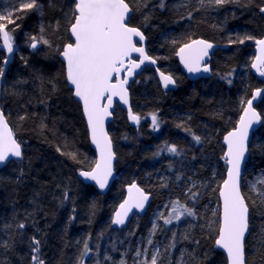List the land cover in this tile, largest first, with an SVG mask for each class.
<instances>
[{"label": "trees", "instance_id": "obj_1", "mask_svg": "<svg viewBox=\"0 0 264 264\" xmlns=\"http://www.w3.org/2000/svg\"><path fill=\"white\" fill-rule=\"evenodd\" d=\"M20 2H12L14 23L7 24L14 55L0 75V109L22 151L19 160H9L0 169V264H32V237L40 241L39 257L45 264H116L123 230L113 229L110 218L130 181L152 195L147 212L135 223V236L141 239L149 233L150 212L160 203L172 198L195 213L187 215L193 226L184 236L179 224L169 226L172 249L158 264H176L181 249L186 251L185 264H227L215 246L218 189L227 170L222 139L236 126L252 92L264 85V78L250 71L256 40L264 37V0H228L222 5L214 0H163V7L161 0H126L133 11L128 23L145 34L148 54L175 79L176 88L162 90L150 67L135 77L129 92L140 120L130 126L122 108L113 112L109 135L118 176L105 194L80 178V170L95 164V151L59 58L64 44L72 42L68 29L74 0H37L39 9L25 11L18 10ZM41 35L50 46L32 49L30 37ZM249 36L253 39H244ZM199 38L219 47L211 56L210 78L192 81L175 53ZM5 57L0 40L3 69ZM256 108L263 122L251 138L246 170L250 163L253 169H264V96ZM152 114L158 128L152 126ZM171 145L177 153L168 151ZM188 164L194 175L188 174ZM159 167L168 173L161 179ZM177 170L193 176L195 185L190 187L187 176L178 177ZM246 170L241 186L250 213L246 257L248 264H264V206L247 189ZM162 219L156 240L167 226ZM85 241L89 251L83 254Z\"/></svg>", "mask_w": 264, "mask_h": 264}, {"label": "snow or ice", "instance_id": "obj_2", "mask_svg": "<svg viewBox=\"0 0 264 264\" xmlns=\"http://www.w3.org/2000/svg\"><path fill=\"white\" fill-rule=\"evenodd\" d=\"M226 2L228 0H214L217 5ZM161 7H163V0H161ZM39 8L37 0H30V2L21 3L18 10ZM260 11L264 14V7H261ZM131 13L132 8L126 0H74L68 29L74 42L64 44L63 50L59 53L66 62V79L74 88L73 94L83 103V112L87 117L92 142L100 152V159L96 161L95 167L88 172L82 171L80 175L94 180L101 189L106 186L108 177L112 174V160L115 155L112 151L111 140L104 131V120L106 116L110 115L108 109L112 106V98L118 96L124 104H128V91L125 87L128 77L145 61L156 63L155 59L146 54L143 46L137 47L134 43V37H139L140 41H143L145 36L139 28L129 26L128 19ZM11 16L12 13L0 15V40H2V48L6 49L8 53L14 52L13 36L7 30V24L14 23ZM41 33H43V28H41ZM244 39H253V37L249 36ZM30 40L32 49H37L38 44L50 46V41L43 35L31 36ZM243 42V39L240 40V43ZM256 45L259 54L251 66L261 76H264V39L256 40ZM212 47L213 45L205 40H193L191 43L184 44L177 55L188 72H209L208 65L202 64V61L209 55V49ZM134 52L139 53V62L131 60L130 54ZM5 59L7 60V58ZM125 69L126 73L121 78L122 70ZM157 71L165 88L170 84H175L171 75H166L159 69ZM3 73L4 69L0 68V75ZM113 80L115 83L112 82ZM260 95H264V90L256 89L253 99ZM104 99L108 101L107 104L102 102ZM252 105L253 100H248L236 127L224 137L227 144L224 159L228 164V176L220 188L223 212L215 244L226 251L228 264H248L244 240L249 228V205L246 197L241 193L239 181L241 161L247 150L246 142L249 129L262 119L261 114ZM128 118L137 123L140 120V117L134 114L131 108H129ZM152 126L153 128L159 127V121L155 114H152ZM194 139L197 142L200 141L199 136H195ZM57 151L60 149L58 148ZM168 151L177 153V147L171 145L168 147ZM68 155L75 159V154L68 153ZM10 156L21 157V145L14 138L12 129L8 126L3 112L0 111V163ZM258 183L264 185V178L260 179ZM250 190L257 192L261 203H264V191L259 190L256 184H252ZM195 195L193 193V196ZM148 198L144 191L133 183L129 186L128 198L120 204L112 222L123 224L129 212L134 207L142 209ZM172 203L174 207L169 213V217H162L165 224L171 223L173 219L179 220L185 214L195 215L191 208L179 204L178 201ZM24 227V224L19 225L21 229ZM155 228L156 224L153 223V229ZM30 247L33 253L32 264H45L39 257L40 241L32 237ZM88 251L87 241H85L83 254ZM139 255L140 250L137 251V256ZM158 255L159 250L157 249L151 255L150 264H157ZM79 264H83V261H80ZM121 264L124 262L121 261ZM139 264H149V261H141Z\"/></svg>", "mask_w": 264, "mask_h": 264}, {"label": "water", "instance_id": "obj_3", "mask_svg": "<svg viewBox=\"0 0 264 264\" xmlns=\"http://www.w3.org/2000/svg\"><path fill=\"white\" fill-rule=\"evenodd\" d=\"M132 13H133V11H132ZM132 13H131V15H132ZM128 20H129V19H128ZM128 24H129V23H128ZM129 26H130V27H135V26H132V25H130V24H129ZM140 31H141V30H140ZM141 32H142V31H141ZM142 33H143V32H142ZM69 35H70V37H71L70 32H69ZM144 36H145V34H144ZM260 39H264V37H262V38H260ZM193 40H204V39L199 38V39H193ZM193 40L187 41V43H184V44L191 43V41H193ZM257 40H259V39H257ZM133 41H134V43H136V46H137V47L143 46L144 49H145L146 54H147L148 56H150V55L148 54V51H147V45H146L147 39H146V36H145V39H144L143 41H140L139 37H134V38H133ZM205 41H207V40H205ZM72 42H74V38H72ZM207 42H209V41H207ZM209 43H211V44L213 45V47H212L211 49H209V55H208L207 57H205L204 61H202V64H207V65H208V67H209V69H210L209 72H204V71H200V72H196V73H190V72H188L187 68H185L184 64L181 62V59H180L179 55H177V52L179 51V49H180L184 44L181 45V46H179V47L177 48V50H176L175 55H176V57H177L178 65H179L181 71L186 75L187 78L191 79L192 81L199 80L200 78H210V76L212 75V65H210V60H211V56H212L213 51H214L215 49H217V48L219 47V45H217L216 43L211 42V41H210ZM1 49H2V51H4L5 54H6V57H5V58H7V60H6V59L4 60V73H5V70L7 69L8 65L10 64L9 62L12 60V57H13V55H14V52H13V53H8L6 49H3V48H2V40H1ZM62 50H63V47H62ZM62 50H61V51H62ZM258 54H259V53H258V50H257V45L255 44V47H254V57H253L252 60H251V63H250L251 65H252V62L254 61L255 57H256ZM130 57H131V60H135V61L139 62V59H140L139 53H135V52H134V53H131V54H130ZM150 57H152V56H150ZM59 58H60V60H62V61L64 62L65 72H66V62L63 60V57H62L61 55H59ZM152 58L156 60V58H155L154 56H153ZM127 63H128V62L126 61V64H127ZM251 65H250V71L252 72V74L257 75V76H258V75L261 76L260 73L257 72L256 69L252 68ZM144 67H150V68H152L153 70H155V77H156V79L158 80V83H159V85H160V87H161L162 90H165V91H166V89H175V88H176V81H175V84H170L167 88H165V87L163 86V84H162V82H161V79H160V74H159V72L157 71V69H159L160 72H163V71H162L160 68H158L157 60H156V63H155V64L151 63L150 61H145L143 64H141L140 68L134 69L132 75H131L130 77H128V83L125 85V87L127 88V91H128V104H124L123 101H121L120 98H119L118 96H115V97L112 98V106L108 109L110 115L106 116V117H105V120H104V131L108 134V137H109V139L111 140V143H112V151H113L114 154H115V155H114V158H113V160H112V174H111V176L108 177V182H107L106 186H105L103 189H101V188L99 187V185H98L94 180H91V179H89V178H86V177L80 175V173H81L82 171H83V172L91 171V170L95 167V164H94L89 170H80V171H79V175H80V178L82 179V181L85 182V183H89V184L91 183L93 186H95V187L97 188V190H98L99 193H101V194H102V193L105 194V193L108 192V190H109L110 187L112 186L111 184L113 183V181H115V179H116L117 176H118V173H116V159H117V156H116V153H115V150H114V147H113V141H112V139L110 138V135H109V125H110V123H112L113 120H114L113 112L115 111V109H116L117 107L120 108V109L122 108V109L125 111V115H126V119H127L128 124H129L130 126H136V125L138 124L137 122L132 121V120H130V119L128 118L129 108H131V110H132V112H133L134 114L138 115V114L134 111L133 104L131 103V95H130V92H129V86H130L131 83L134 81L135 77H136L140 72H142V70L144 69ZM4 73H3V75H4ZM125 73H126V69H125V70H122L121 78H123V75H124ZM164 73H165V72H164ZM165 74H166V75H170V74H168V73H165ZM261 77L264 78V76H261ZM174 80H175V79H174ZM66 82L68 83L67 79H66ZM112 82L115 83V80H113ZM68 85H69V87L72 89V94H73V93H74V88H73L69 83H68ZM258 89H262V90H264V85H262L261 87H258ZM255 90H256V89H255ZM255 90L252 92V94H251V96L249 97L248 100H250V99L253 100V105H252L253 108H254L259 114H261L260 111L256 108V106H257L258 103L262 100V97H263L264 95L256 96L255 99H253V93L255 92ZM73 97H74V99H76V100L79 102L80 106L82 107V114H83V117L85 118L86 126H87V128H88L89 140H90L91 146H92V148H93V151H95V161H94V163H96V161H98V160L100 159V152H99V150L97 149L96 145L92 142V139H91V132H90V129H89V127H88L87 117L84 115V112H83V103H82L81 101H79V98L75 97L74 94H73ZM248 100H247V101H248ZM247 101L245 102V104H244V106H243V108H242V112H241L240 116L243 114V109H244V107L247 106ZM102 102H103L104 104H107V103H108V101H107L106 99H104ZM0 111H2V110L0 109ZM138 116H139V115H138ZM240 116H239V118H240ZM239 118H238V120H237V123H238V121H239ZM262 122H263V121H262V119H261L260 122L254 123V124L252 125V127L249 129L248 140H247V142H246L247 150H246V152H245L244 158H243L242 161H241V176H240V181H239V182H240V190H241L242 180H243V179H242V176H243V173H244L245 170H246L245 167H246V164H247V162H248V160H249V157H250V156H249V146H250V141H251V138H252L254 132L260 127V125L262 124ZM7 123H8V121H7ZM236 125H237V124H236ZM8 126L10 127L9 124H8ZM235 127H236V126H235ZM235 127H234V128H235ZM10 128H11V127H10ZM234 128H233V129H234ZM233 129L227 131V132L225 133V135H227V133L230 132V131H232ZM13 135H14V134H13ZM225 135L223 136V139H222V145H224L223 157H224L225 152L227 151V144H226V142H225V140H224ZM14 138H15V137H14ZM20 158H21V157L18 158V157H12V156H10L7 160H5L4 162L0 163V169H1L5 164H7L9 160H19ZM224 160H225V165H226L227 170H226V173H225V176H224L223 181H224L225 179H227V176H228V164H227L226 159H224ZM223 181H222V183L220 184L219 189H218V192H219V193H218V200H219V203H220V205H219V222H220V218H221V216H222V212H223V200H222V198L220 197V188H221V186L223 185ZM133 183H135V184L137 185V187H139L140 189H142V190L144 191V193H145L149 198H148L147 201H145L144 207H143L142 209H138V208H135V207H134V208L129 212L128 216L125 217V222H124L123 224H114V223L112 222V221H113V217H114L116 211L118 210L120 204L123 203L124 200H125L126 198H128V196H129V186L132 185ZM241 193L243 194L242 191H241ZM123 196H124V198H123V199H122V200H121V201H120V202L114 207L115 209H114V211H113V213H112V216H111V218H110V219H111V227H112L113 229H118V230H119V229L125 228L126 225H127L132 219H134V217H137V216H143V215L147 212L148 207H149V204H150V202H151V198H152L151 193H150L149 191L147 192V191H146V190H145L140 184H138V183L135 182V181H130L129 183H126V185L124 186V195H123ZM249 216H250V213H249ZM248 222H249V218H248ZM218 226H219V224H218ZM218 229H219V228H218ZM249 230H250V225H249L248 231L246 232V235H245L244 244H245V242H246V239H247V236H248ZM218 234H219V232L217 233V237H218ZM217 237H216V238H217ZM215 246H216V249H218V250L220 249V250L225 254V256H226V260H227V253H226V251H225L223 248L217 246L216 244H215ZM245 255H246V250H245ZM227 264H228V260H227Z\"/></svg>", "mask_w": 264, "mask_h": 264}, {"label": "rangeland", "instance_id": "obj_4", "mask_svg": "<svg viewBox=\"0 0 264 264\" xmlns=\"http://www.w3.org/2000/svg\"><path fill=\"white\" fill-rule=\"evenodd\" d=\"M14 0H0V15H7L8 13H10L13 9V2ZM22 2L20 3H24V2H30V0H21ZM259 143V141H258ZM188 163V160H185V164ZM191 165L188 164L186 170L188 172V174H195L196 172L193 171L191 169ZM157 177L164 178L168 173L164 170V168L159 167L157 170ZM182 171V174L180 176V173ZM177 170L176 174L179 175L178 177H182V176H187V182L188 185L190 187H193V185H195L196 181L195 178L193 176L189 177L188 174L186 175L185 172H183V170ZM247 173L248 176L245 177L246 179V187L248 190H250L251 185L252 184H256L257 188L261 191H264V185H261L258 183V181L262 178H264V169H259L258 168H254L253 169V165L250 163L247 166ZM251 191V190H250ZM187 192V189L184 190V193ZM255 194H257V192H254ZM173 201H175L174 199H169V201H165L163 203H160V205H157L156 207H154V209L150 212V230L149 233L147 234V236L144 239H141L140 235L135 236L136 234V228H135V223L137 222V218L134 217L133 219V223L129 224V226H126L125 228H123V234H122V238L119 242V249H120V253H121V259L116 263V264H121V261L124 262V264H139V262L141 261H149L150 264V260H151V255L153 252H155L157 249L159 250V255H158V262L162 259L164 254H167V256L169 255V250L172 249V245H171V240L170 237L172 236L173 233V228L169 227L172 226L173 227L176 224L180 225V231H181V236H184L187 232V230L193 226V222H191V220L189 219V217L187 216V214L181 216V218L179 220H175L173 219L171 221V223L169 224H165L167 225L166 227H164V233L161 235V237L156 240L155 237V233L157 231L158 225H159V221L160 218H167L169 217V213L171 212V210L173 209L174 205H173ZM259 201H261V198L259 196ZM264 206V203H262ZM186 207V206H185ZM164 222V219H162ZM153 223L156 224V228L153 229ZM151 240L152 242L149 243L148 241ZM133 247V250H132ZM140 250V255L137 256V251ZM147 250V251H145ZM185 253L186 251L184 249L180 250V254L176 260V264H185ZM130 255V256H129ZM166 262V261H165Z\"/></svg>", "mask_w": 264, "mask_h": 264}, {"label": "bare ground", "instance_id": "obj_5", "mask_svg": "<svg viewBox=\"0 0 264 264\" xmlns=\"http://www.w3.org/2000/svg\"><path fill=\"white\" fill-rule=\"evenodd\" d=\"M4 76V75H3ZM0 85H1V82H0ZM1 87V86H0Z\"/></svg>", "mask_w": 264, "mask_h": 264}]
</instances>
